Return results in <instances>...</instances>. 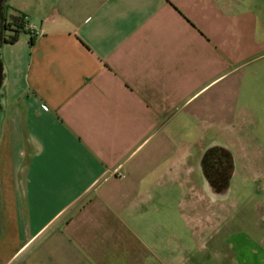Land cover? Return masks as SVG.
I'll return each mask as SVG.
<instances>
[{
  "label": "crops",
  "instance_id": "crops-1",
  "mask_svg": "<svg viewBox=\"0 0 264 264\" xmlns=\"http://www.w3.org/2000/svg\"><path fill=\"white\" fill-rule=\"evenodd\" d=\"M8 21L0 264H240L201 158L264 171V3L8 0Z\"/></svg>",
  "mask_w": 264,
  "mask_h": 264
},
{
  "label": "rangeland",
  "instance_id": "rangeland-1",
  "mask_svg": "<svg viewBox=\"0 0 264 264\" xmlns=\"http://www.w3.org/2000/svg\"><path fill=\"white\" fill-rule=\"evenodd\" d=\"M258 2L263 4L264 0ZM255 129L257 134L250 143L256 142L264 149V121L258 122ZM235 171L239 178L229 183L225 201L229 210L228 236L240 241V264H264V171L243 168L239 154L233 160L232 173ZM216 247L214 253L218 252Z\"/></svg>",
  "mask_w": 264,
  "mask_h": 264
},
{
  "label": "flooded vegetation",
  "instance_id": "flooded-vegetation-1",
  "mask_svg": "<svg viewBox=\"0 0 264 264\" xmlns=\"http://www.w3.org/2000/svg\"><path fill=\"white\" fill-rule=\"evenodd\" d=\"M12 31V25L8 21V0H0V48L3 43L10 41ZM2 79V64L0 61V86ZM232 171V164L224 163L216 150L211 152L207 157L206 177L204 178L212 194L222 196L228 192Z\"/></svg>",
  "mask_w": 264,
  "mask_h": 264
},
{
  "label": "trees",
  "instance_id": "trees-1",
  "mask_svg": "<svg viewBox=\"0 0 264 264\" xmlns=\"http://www.w3.org/2000/svg\"><path fill=\"white\" fill-rule=\"evenodd\" d=\"M16 40L15 35L10 39L8 42H14ZM214 150L217 151V154L222 158L224 163H229L233 165V155L232 153L224 146L214 145L209 147L201 158V169L202 174L206 177V165H207V157L213 152Z\"/></svg>",
  "mask_w": 264,
  "mask_h": 264
},
{
  "label": "built area",
  "instance_id": "built-area-1",
  "mask_svg": "<svg viewBox=\"0 0 264 264\" xmlns=\"http://www.w3.org/2000/svg\"><path fill=\"white\" fill-rule=\"evenodd\" d=\"M26 29H27V30H30V29H31V26L26 25Z\"/></svg>",
  "mask_w": 264,
  "mask_h": 264
}]
</instances>
